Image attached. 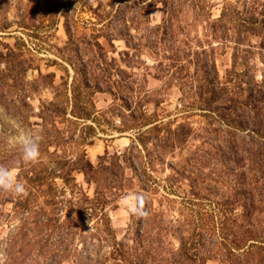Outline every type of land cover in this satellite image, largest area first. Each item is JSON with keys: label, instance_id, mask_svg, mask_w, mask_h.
<instances>
[{"label": "rangeland", "instance_id": "374dc122", "mask_svg": "<svg viewBox=\"0 0 264 264\" xmlns=\"http://www.w3.org/2000/svg\"><path fill=\"white\" fill-rule=\"evenodd\" d=\"M24 130L4 264H264V0H0V164Z\"/></svg>", "mask_w": 264, "mask_h": 264}, {"label": "clouds", "instance_id": "9594fccd", "mask_svg": "<svg viewBox=\"0 0 264 264\" xmlns=\"http://www.w3.org/2000/svg\"><path fill=\"white\" fill-rule=\"evenodd\" d=\"M40 136L30 130L18 132L11 137L9 143L12 148L19 150V161L15 165L0 164V193H9L13 196L27 195L24 183L16 175L19 164H35L41 156ZM145 198L141 195L135 202H130L128 207L132 214L138 218L147 219L149 211L145 207ZM5 253L0 245V264H4Z\"/></svg>", "mask_w": 264, "mask_h": 264}]
</instances>
